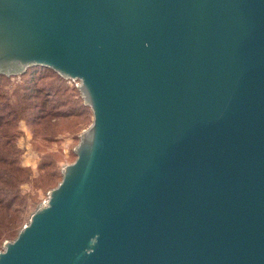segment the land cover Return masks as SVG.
<instances>
[{
	"label": "water",
	"instance_id": "95a60500",
	"mask_svg": "<svg viewBox=\"0 0 264 264\" xmlns=\"http://www.w3.org/2000/svg\"><path fill=\"white\" fill-rule=\"evenodd\" d=\"M34 66L93 121L0 264H264V0H0Z\"/></svg>",
	"mask_w": 264,
	"mask_h": 264
},
{
	"label": "trees",
	"instance_id": "16d2710c",
	"mask_svg": "<svg viewBox=\"0 0 264 264\" xmlns=\"http://www.w3.org/2000/svg\"><path fill=\"white\" fill-rule=\"evenodd\" d=\"M92 114L76 82L63 78L51 68L34 66L18 76L0 74V217L5 216L0 219L5 226L0 229V242L14 235L27 206V194L22 188L30 180L32 171L24 166V150L18 145L23 134L21 121L29 127L33 148L40 154L39 176L49 178L56 176L58 156L46 152V148L63 143L66 138H71L72 144L78 142L80 134L73 126L70 131L58 132L53 119L70 120L74 125L76 120L91 121ZM72 154L76 155L73 148Z\"/></svg>",
	"mask_w": 264,
	"mask_h": 264
},
{
	"label": "rangeland",
	"instance_id": "374dc122",
	"mask_svg": "<svg viewBox=\"0 0 264 264\" xmlns=\"http://www.w3.org/2000/svg\"><path fill=\"white\" fill-rule=\"evenodd\" d=\"M53 121H56L55 124L58 125L57 131H70L71 126L75 129L76 132L80 131V133L88 128L90 124L93 121V114L91 116V121L89 120H76L75 124L72 125L70 123V120H62V119H53ZM26 122L24 120L21 121L20 123V128L23 131L22 136L20 137L18 141V145L25 150L24 151V161L23 164L24 166L28 167L31 169L32 174L30 175V180L26 182L23 185V192L27 194L26 200H27V206H25V212L21 214V222L20 226L14 229V235L10 238L4 237L6 240H13L15 239V236L18 235L20 229L29 222L31 214L37 209L39 204L43 203L47 198H48V192L55 188L62 180V168L67 165L71 164L75 161L76 155L72 154V148H74L78 142L77 140L72 144L71 138H66V140L62 143L59 144H53L51 147L46 148V152L50 153H56L57 154V159L58 161L55 162L57 166L55 167L56 170V176L54 177H42L39 176V169H38V163L39 161V153H36V151L33 148V143H32V133L30 129L26 127ZM55 128V126H54ZM55 131V129H53ZM80 135V134H79ZM56 150H60L62 153L56 152ZM48 152V153H49ZM51 170V169H49ZM54 170V169H53ZM44 179L43 182L38 181L39 179ZM5 216L0 217L2 219ZM5 226L0 223V229H4ZM16 231V232H15ZM0 242V251L3 250V245L4 242Z\"/></svg>",
	"mask_w": 264,
	"mask_h": 264
},
{
	"label": "crops",
	"instance_id": "0c3cea01",
	"mask_svg": "<svg viewBox=\"0 0 264 264\" xmlns=\"http://www.w3.org/2000/svg\"><path fill=\"white\" fill-rule=\"evenodd\" d=\"M26 127L29 129V127L26 125ZM23 136H24V134H23ZM22 136V137H23ZM25 151V150H24ZM24 161V154H23V158H22V162Z\"/></svg>",
	"mask_w": 264,
	"mask_h": 264
}]
</instances>
